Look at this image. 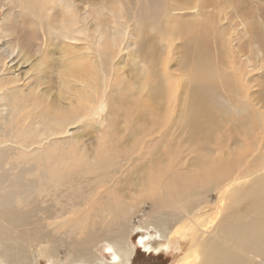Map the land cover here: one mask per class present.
<instances>
[{
	"label": "bare ground",
	"instance_id": "obj_1",
	"mask_svg": "<svg viewBox=\"0 0 264 264\" xmlns=\"http://www.w3.org/2000/svg\"><path fill=\"white\" fill-rule=\"evenodd\" d=\"M129 1L134 7L135 16L129 14L135 22L134 30L127 16H118L108 0L99 4L88 0H0V44L3 42L10 56L23 54L25 51L16 40L20 25L28 18L26 24L32 30L26 26V55H23L26 63L31 62L35 75L41 77L26 93L10 74L0 77V264H35L39 247L48 252L51 264H129L137 246L148 252L169 254L172 249L181 252L179 244L184 241L189 242L187 249L170 264H264V190H260L264 187L261 182L264 137L245 131V138L251 140L247 151L255 147L259 164L256 157L244 158L245 148L244 155L227 154L224 158L214 161L208 158L198 163L193 160L190 165L193 171L184 168L185 163L176 158L173 164L164 161L174 157L171 148L175 147L170 142L175 137L170 130L178 105L182 108L177 125L180 134L190 130V143H198L196 131L202 127L212 129L216 124L213 121L204 125L209 112L225 117L234 109L228 89H234L244 107L254 110L250 84L244 78L236 79L232 75L237 72L236 67H228L222 57L223 46L230 59L238 58L241 62L242 56L237 52L240 46L233 42L238 37L249 38L245 35L247 31L251 34L250 25L238 12L230 16L226 15L229 12H216L217 9L209 11L218 0L214 5V0H210L206 7L200 0L176 3L160 0L161 4L165 3L162 7L159 0ZM18 7L22 10L14 18L13 8ZM151 34L159 41L153 42L148 56L143 48L153 37ZM184 39L179 45L188 47L185 65L181 64L177 72L169 70L174 59L166 60L171 57L173 44ZM165 41L172 49L166 52L163 64L156 54L158 45L164 50L161 44ZM4 60L0 66L2 74L7 71V58ZM52 61H58V66ZM251 62L248 60L244 65L248 68ZM137 69L139 73L134 75ZM149 71L164 73L161 76L164 88L148 87L145 80ZM126 72L135 81L137 77L141 81L130 86L124 77ZM30 79L28 75L26 82ZM46 84L57 86L56 91L49 86L42 89ZM136 87L152 100L153 111L147 124L151 129L145 132L137 126L135 132L142 134V141L136 143L134 139L125 148L118 147L116 143L122 132L115 127L121 126L125 117L133 121L134 113L122 107L123 112L118 114L116 101L125 92L133 95ZM255 95L264 99V84ZM156 101L164 103L166 109ZM200 117L205 120L201 121ZM256 119L261 123L260 133H264V113ZM229 120L225 118L226 123ZM90 123L97 126L105 123L99 127L105 133L96 148L83 149L79 144L84 143L83 136L77 143L68 141L65 136L68 128ZM209 133H213L210 142L220 134ZM218 139L225 143V138ZM158 144L163 145L167 155L155 149ZM254 168H260V172L254 173ZM70 170L95 178L75 183ZM196 176L202 179L196 181ZM217 180L220 186L216 185ZM196 182H203L205 189L194 188ZM211 189L217 191L223 203L215 211L217 220L213 223L209 219L214 208H208L205 195ZM128 191H134L135 197ZM169 196L180 202L179 213L160 212ZM79 198L81 201L75 202ZM151 198L154 212L145 218L144 224L137 227L129 222L136 207ZM18 201L22 209H18ZM82 207V214L74 219ZM62 209V217L72 215L59 225L76 223L77 226L86 219L88 228H92L77 233L78 237H85L74 239L71 253L65 259L56 250L61 241L45 234L49 240L35 246L39 235L31 234V225L42 221L37 214ZM44 216L46 220L53 218L52 214ZM33 218L37 220L32 222ZM110 223L115 225L112 235L104 229ZM72 228L75 229L73 225ZM137 231L147 234L136 244L133 235ZM101 243L111 253L110 260L97 255Z\"/></svg>",
	"mask_w": 264,
	"mask_h": 264
},
{
	"label": "rangeland",
	"instance_id": "obj_2",
	"mask_svg": "<svg viewBox=\"0 0 264 264\" xmlns=\"http://www.w3.org/2000/svg\"><path fill=\"white\" fill-rule=\"evenodd\" d=\"M79 1V0H77ZM109 3L111 4V6L115 9L117 15L119 16V14L122 15H126L127 16V21L128 24L130 25V27L134 30L135 29V22L133 19H130V15L135 16L134 14V7L132 6L131 2L129 0H108ZM162 1V0H161ZM161 1L159 0V7H162V5H164L165 3L161 4ZM164 2H167V0H163ZM162 1V2H163ZM173 3L179 2L180 0H170ZM182 1H189V0H182ZM191 1H195V0H190ZM202 1V2H201ZM210 0H200V2L203 4V6L206 7V5L208 6V4ZM223 1V2H222ZM226 1V3L224 2ZM94 4L95 2L97 4L103 2V0H88V3ZM229 4H228V3ZM221 5H220V4ZM81 4V3H80ZM215 4V0L213 5ZM226 4L227 8H226ZM224 7H223V6ZM82 6V5H81ZM215 7H211L208 8L209 11H213L216 10V12L218 13H223L226 15H232V14H237L243 19L245 20V22L247 24L250 25V31L251 34H249V32L247 31L245 37H249L247 39H242V37H238L237 39H235V41L233 42V44H239L240 46V50L237 51L239 53L240 56H242L241 58V62H238V58H229V52H227L226 50H223V46H222V57L223 59H225V63L228 64V67H236L237 72L232 73V75L237 79L238 77H240V79L244 78L243 81L245 80V83L248 82L250 84V92H251V96H250V100L253 103V107L254 110L251 108H247L244 107L243 103L239 101L237 94L234 92V89H228L229 90V95H232V97H230L231 102H232V107H234V109L232 111H229L228 115H226L225 117H223V114H219L216 113L213 114L211 112L210 113V117L208 120H206V122L204 123V125H208L210 123H212L213 121L216 122V124H214L213 128H201L200 130L196 131L195 133V140H199L197 141L198 143H190V135L191 132L190 130H186L184 133L180 134V130H179V126L177 125V122H179L178 119V115H179V111L182 108L181 105H178L176 108V118L175 121L172 125V129L170 130L172 132V136H174L175 138H172V141L174 143H171V147L174 146L175 149L171 148V152L173 153L174 157H167L164 161L169 160L172 164L174 163V158H176L177 160L181 161L182 163H185L184 168H186L189 171H193L194 168L191 167V162L194 160L197 163L198 162H202L208 158H210L212 161H214L216 158L222 157L224 158L223 155H230L229 157L234 156V154H238L240 153V155H244L245 154V150H243L244 148L247 151V146H248V142L251 143V140L249 141L248 139L245 138V131H251L254 135H256V137L260 136V137H264V133H260L261 132V123L258 122V120L256 119V117H259V115L264 113V99L260 100L257 99L256 95L260 90L262 85L264 84V0H218V3L214 5ZM84 7V6H83ZM233 7V8H232ZM213 8V9H212ZM222 8H224L222 10ZM229 11H226L228 10ZM230 9L232 11H230ZM234 9V10H233ZM22 9L20 7H18L17 9L13 8V15L14 18L18 16V12L21 11ZM122 10V11H121ZM225 11V12H224ZM0 12H1V7H0ZM231 13V14H230ZM159 17V16H157ZM137 20V19H136ZM13 21V20H12ZM26 21L29 22L28 18L26 20V18L24 19L23 23L20 25L19 29H18V37L16 42L21 44V48L22 50H24L25 52L23 53L24 55H26ZM226 22V21H224ZM263 22V23H262ZM27 28L29 30L31 29V25H28ZM179 28L181 29V25L179 24ZM239 30H241V27H239ZM145 33V31H144ZM192 33V31H191ZM190 33V34H191ZM189 34V35H190ZM21 36V38H20ZM151 36H153V34H151ZM189 39V38H188ZM240 39V40H239ZM209 40V38H207V41ZM3 41V40H2ZM154 41H159L157 40L156 36L151 37V40L148 41L143 48V51L149 54L152 52L153 50V42ZM184 40H179L176 41V43L174 42L173 46V52L171 54V57L169 60H166V62H169L171 59H174L172 62V67H169V70H174L177 72L178 68L180 67L181 64L185 65L186 59H184V54L186 53L187 50V46H180L182 44L180 43H184ZM210 42V41H208ZM3 43V42H2ZM0 44V66L3 65V63L5 62V58H7V71H5V73H0V77H4L6 74H10L11 76H13L14 80H16V85L24 92H28L29 89L31 87L34 86L35 83L40 81V76H36L35 75V71L33 70L32 66H31V62H27L24 59V55L20 54L19 56L17 55V53H15L14 55L10 56L7 53V48L3 45ZM158 43V42H157ZM180 44V45H179ZM158 45V44H157ZM164 47L163 48L158 45L160 47V49L158 50V54H156V57L159 58V60L164 64L165 63V56H166V52H169L172 47L170 46V43L165 41L163 42V44H161ZM35 48H32V53L35 52ZM30 53H31V49ZM163 50L164 54L161 53V51ZM175 50V51H174ZM234 52H236V49L234 50ZM224 53V54H223ZM242 54V55H241ZM259 55H263V57H259ZM161 57V58H160ZM157 58V59H158ZM56 59H58V56L56 57ZM163 59V60H162ZM230 59V60H229ZM233 59V60H232ZM48 60V59H46ZM248 60H251V63H248L250 67H246V65H244L245 63H247ZM53 62V61H52ZM54 66L57 67L58 66V61H54L53 62ZM162 64V65H163ZM254 66V67H253ZM227 67V68H228ZM140 69L134 70L133 74L135 75L136 72L138 71L139 73ZM148 71V69H147ZM129 72L124 73V77L126 80V83L129 84L130 86H133V82L135 81V79H132L130 75H128ZM31 77V79L29 81L26 82L27 77ZM156 75V76H155ZM162 75H164L163 72L160 73H152L151 71H149L145 82H148L147 85L149 88H153L154 86L157 87L158 85H160L161 89L164 88V78L161 77ZM125 80L123 82V84H125ZM141 78L137 77V81L135 82H140ZM122 84V85H123ZM243 82L239 83L238 85H242ZM73 85H76L75 83H73ZM261 85V87H260ZM51 87V89H55L53 92L56 91V87L57 86H51L46 84L42 86V89H45V87ZM27 87V89H26ZM63 89L66 91V87L63 86ZM180 92L179 91V97H180ZM224 97V96H222ZM181 101H183V99H181ZM118 108V114H121L123 112V108L122 107H127L130 109V111L132 113H134V117H133V121H130L129 117H125L122 121H121V126H116L115 130L118 132H122L118 143H116V146L120 147V146H125L127 145V143H131L134 139L136 140V143L142 141V134H139L138 132H135L137 126H139L141 129H144L145 132H149L151 127H148L147 124H149V119L150 116L152 114L153 111V103L152 100L146 96H144V94H142L139 89L136 87V89H134L133 95H131V92H125L123 93L119 99L116 101ZM156 103H158L160 106H164V110L166 109V105H164V103H159L156 101ZM242 109V110H241ZM248 109V111H247ZM262 110V111H260ZM137 113H136V112ZM244 113H241V112ZM249 117V118H248ZM225 118H230V120L228 121V123L225 122ZM200 120L203 121L205 120L204 117H200ZM264 121V119H263ZM203 125V126H204ZM105 126V123L104 125ZM102 126H97L93 123H90L88 125H77V126H72L70 128H68V134L65 135L66 138L68 139V141H71L72 143H77V140H79V138H81V136H83V142L84 143H79L83 149L86 150H90V149H94L96 148L98 142L102 139V133H105V127L102 128L101 131L99 127ZM97 128L98 130L94 129ZM216 129V131H215ZM217 132L216 134H219V138H225V143L224 142H220V140L218 139L217 136L214 137L213 141L210 142V139L212 137L213 133H209V132ZM243 132V133H242ZM91 133H93L91 135ZM85 134H89V135H85ZM237 134V135H235ZM243 134V136H242ZM194 135V134H192ZM258 135V136H257ZM238 137V138H237ZM203 139H205V141H202ZM91 141H93V143H90ZM220 143H219V142ZM156 145V143H154ZM264 145V143H262ZM148 146H150V144L148 143ZM258 146V144H257ZM251 146V148L247 151V153L244 155V158L249 155L248 158L256 157L257 158V163L259 164V159L260 157L256 156L255 153V147ZM156 150H159L161 152V154H163L164 156L167 155V153L164 152L163 149V145H159L156 146L155 148ZM254 151V154H253ZM19 157V156H17ZM129 157H131V155L124 157L123 159L126 160ZM180 163H176V166H180ZM188 167V168H187ZM73 172V175L75 177V183H77L78 181H84L85 179H93L95 178V176L92 177H88V174L86 173H81L78 170H70ZM254 173H259L260 172V168H254ZM198 174H203V172H197ZM33 173L27 175V177L32 176ZM255 176H258V174H256ZM35 176H33L34 178ZM216 178H218L216 176ZM202 178L196 176V181L201 180ZM218 183H216V185L220 186V182L219 180H217ZM262 183H264V179L261 181ZM178 184H180V182H177ZM192 183V182H190ZM254 183L255 180H254ZM42 184L39 183V186H41ZM178 187V186H177ZM180 187V186H179ZM41 187H39L40 190ZM194 188L200 189V190H204L205 189V185L203 182H196ZM39 190H38V194L39 195ZM260 190H264V187H261ZM128 194L131 195L132 197H135V193L134 191H128ZM180 194V193H178ZM116 195V194H115ZM114 195V196H115ZM175 195V194H172ZM206 199L208 200V208H214V212L213 215L210 217V223H213L214 221H216L217 219H215V217H217V213L218 212V208L221 207V205L223 203H221L219 201V195L217 193L216 190H209L206 194ZM168 198V200L163 201V198L161 201L164 202L162 208H160V212H167L168 213H179L180 211V207L179 204L180 202H178V199L176 197H166V199ZM176 199V200H175ZM153 200L151 199H145V202L142 203L141 206H137L136 211L134 212V214L129 216V222H131L132 224L137 225V227H140L144 224L145 218H148L152 212H154L153 209V202L151 201ZM81 198H79L78 200H76L75 202H80ZM177 202V204H176ZM43 205V204H42ZM174 207H172V206ZM168 206V207H167ZM17 207L18 209H22V206L20 205L19 201L17 203ZM167 207V208H166ZM216 207V209H215ZM77 208H79L77 206ZM84 208L82 207L80 210H78L75 213V217H73L74 219H77L79 215L82 214V210ZM164 210V211H163ZM64 209L62 210H53L50 213L44 214V211H41L39 214H37L42 221L37 225H31L33 231L31 234H33L34 236L36 235V233H38L39 237L38 239L35 241V246L39 244H43L44 242H46L47 240H49V237H46V235L49 236H53V238L61 241L59 242L60 244V248L59 246H57L56 244V250H57V254L59 256H61L62 258H67L70 255V247L72 248V243L74 241V239H83L85 236H83L82 238L77 236L78 232H81L83 230V232H87L89 230H92L91 227L88 228V221H86V219H84V223L81 220L80 223L76 226V223H64L62 225H59L60 223H62L67 217L71 218L72 213L68 214L66 217H62ZM216 211V212H215ZM80 213V214H79ZM216 213V214H215ZM53 215L52 219L46 220L44 215ZM78 215V216H77ZM128 215V214H127ZM85 216V215H84ZM97 219V218H96ZM37 218H33L31 221L34 222L36 221ZM107 224V223H106ZM72 225L74 226V230L72 228ZM79 226V227H78ZM82 226V227H81ZM87 227V228H86ZM115 227V225L113 223L108 224L104 229L107 230L108 235H112L111 230ZM153 236H155L154 231L150 232ZM147 233H145L144 231L142 232H135V234L133 235V240L134 242L137 244L138 243V239L141 236L146 235ZM207 235V234H204ZM172 241H176V240H172ZM182 244V245H181ZM70 245V246H69ZM172 245V243H171ZM181 247V252H184L187 249V246L189 245V242L184 241L182 243L179 244ZM35 246L33 248H35ZM173 246H177V244H173ZM40 249V255L38 256V259L36 261L35 264H51L49 262L48 259V252L45 250V248L39 247ZM59 248V250H58ZM78 246L75 245L74 249H77ZM97 251H98V256H102L101 258H106L108 260H110L111 258V253L108 252L105 248V245L103 243H101L99 245V247H97ZM137 252V253H136ZM181 252H177L172 249V252H170L169 254H164L162 253H155V252H148L143 250V248L140 247H136L135 249V253L133 255V258L131 260V262L129 264H170L172 263L174 260L178 259V257L180 256L179 254ZM179 255V256H178ZM177 257V258H176ZM176 258V259H174ZM172 259V260H171Z\"/></svg>",
	"mask_w": 264,
	"mask_h": 264
}]
</instances>
